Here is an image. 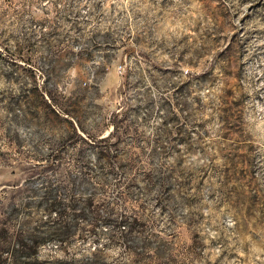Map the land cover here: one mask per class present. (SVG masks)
Masks as SVG:
<instances>
[{
	"label": "rangeland",
	"instance_id": "374dc122",
	"mask_svg": "<svg viewBox=\"0 0 264 264\" xmlns=\"http://www.w3.org/2000/svg\"><path fill=\"white\" fill-rule=\"evenodd\" d=\"M0 264H264V0H0Z\"/></svg>",
	"mask_w": 264,
	"mask_h": 264
},
{
	"label": "built area",
	"instance_id": "2783aa9c",
	"mask_svg": "<svg viewBox=\"0 0 264 264\" xmlns=\"http://www.w3.org/2000/svg\"><path fill=\"white\" fill-rule=\"evenodd\" d=\"M122 70H123V67L120 66L119 69H118V71H119L120 73H122Z\"/></svg>",
	"mask_w": 264,
	"mask_h": 264
}]
</instances>
